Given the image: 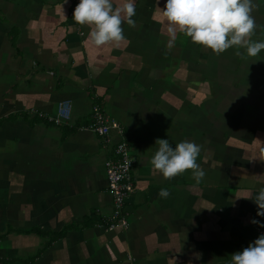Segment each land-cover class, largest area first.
Returning a JSON list of instances; mask_svg holds the SVG:
<instances>
[{
    "label": "crops",
    "instance_id": "obj_1",
    "mask_svg": "<svg viewBox=\"0 0 264 264\" xmlns=\"http://www.w3.org/2000/svg\"><path fill=\"white\" fill-rule=\"evenodd\" d=\"M79 2L0 0V264H231L264 234L245 198L264 188L262 104L236 86L233 103L215 74L241 57L179 32L168 50L167 0H135L126 39L98 47L69 16ZM255 3L264 26V0ZM255 36L264 40L259 28ZM63 101L68 125L38 117ZM95 104L123 127L135 159L128 227L112 232L98 225L112 212L104 163L119 138L112 131L104 145L87 129ZM158 138L201 145L203 179L154 170Z\"/></svg>",
    "mask_w": 264,
    "mask_h": 264
},
{
    "label": "clouds",
    "instance_id": "obj_2",
    "mask_svg": "<svg viewBox=\"0 0 264 264\" xmlns=\"http://www.w3.org/2000/svg\"><path fill=\"white\" fill-rule=\"evenodd\" d=\"M255 0H167L164 16L167 18L169 39L168 50L175 46L177 33H183L195 44L211 49L215 55L235 48L236 55L242 59L255 58L264 50V40H253L259 28L264 33V26L257 25L253 12ZM135 0H80L73 20L79 25H88L91 30L88 38L96 45L109 43L117 45L126 39L123 23L135 27ZM243 50V52H241ZM64 114V113H62ZM158 150L150 163L154 170L171 180L191 170L197 182L203 179L205 172L198 163L202 146L184 140L173 148L168 139H157ZM264 160V155L260 157ZM170 192L161 189L159 196L167 198ZM253 199L258 206L257 215L264 216V188ZM252 223L259 224L253 220ZM264 227V224H259ZM231 264H264V234L244 248L231 255Z\"/></svg>",
    "mask_w": 264,
    "mask_h": 264
},
{
    "label": "built area",
    "instance_id": "obj_3",
    "mask_svg": "<svg viewBox=\"0 0 264 264\" xmlns=\"http://www.w3.org/2000/svg\"><path fill=\"white\" fill-rule=\"evenodd\" d=\"M73 13L74 11H71L69 14L71 18ZM37 115L48 123L68 125L72 117V104L70 101H63L57 104L54 114L37 113ZM87 129L97 134L104 145L110 141L109 136L112 131L118 135L119 141L111 147L114 158H108L104 163L107 191L112 201V212L98 227L105 232H112L118 227L126 229L128 222L125 206L129 193L132 191L131 170L135 159L131 155L123 127L107 116L98 104H95L91 108Z\"/></svg>",
    "mask_w": 264,
    "mask_h": 264
},
{
    "label": "rangeland",
    "instance_id": "obj_4",
    "mask_svg": "<svg viewBox=\"0 0 264 264\" xmlns=\"http://www.w3.org/2000/svg\"><path fill=\"white\" fill-rule=\"evenodd\" d=\"M253 40H258V36H253ZM236 53V52H235ZM232 53L231 55L235 54ZM258 61V62H257ZM254 60L249 63L246 59L240 58V60H232L228 59L227 63L224 62L222 68L226 67L227 73L222 77L219 76L220 68H217L215 74L217 76V80L222 85L223 92L227 98L233 99V103H237V98L235 99L234 94L236 92H241L242 89L238 88H246L250 92V96L248 98V102H250V106L259 107L262 104V109L264 112V54L261 53L259 59ZM236 86V87H235ZM236 88V89H235ZM237 93L238 98L240 94ZM254 107V108H255ZM257 112V111H256ZM255 112V113H256Z\"/></svg>",
    "mask_w": 264,
    "mask_h": 264
}]
</instances>
